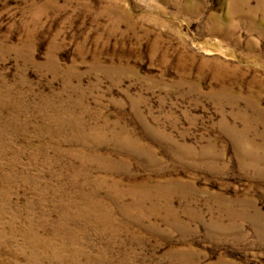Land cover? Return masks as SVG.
Listing matches in <instances>:
<instances>
[{
  "label": "rangeland",
  "instance_id": "obj_1",
  "mask_svg": "<svg viewBox=\"0 0 264 264\" xmlns=\"http://www.w3.org/2000/svg\"><path fill=\"white\" fill-rule=\"evenodd\" d=\"M0 264H264V0H0Z\"/></svg>",
  "mask_w": 264,
  "mask_h": 264
}]
</instances>
